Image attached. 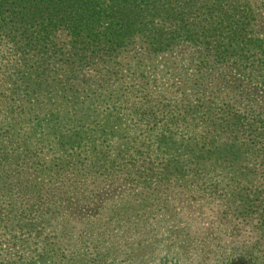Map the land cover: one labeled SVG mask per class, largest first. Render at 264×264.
Returning a JSON list of instances; mask_svg holds the SVG:
<instances>
[{"label": "trees", "instance_id": "trees-1", "mask_svg": "<svg viewBox=\"0 0 264 264\" xmlns=\"http://www.w3.org/2000/svg\"><path fill=\"white\" fill-rule=\"evenodd\" d=\"M260 15L264 0H0V242L34 244L35 264H264V116L219 82L226 65L264 84ZM115 181L141 216L107 200ZM62 190L95 216H70Z\"/></svg>", "mask_w": 264, "mask_h": 264}, {"label": "rangeland", "instance_id": "rangeland-1", "mask_svg": "<svg viewBox=\"0 0 264 264\" xmlns=\"http://www.w3.org/2000/svg\"><path fill=\"white\" fill-rule=\"evenodd\" d=\"M253 37L255 39H264V15H260L257 17L256 22L254 23L253 27ZM191 47L184 46L181 48H178L177 51H175V54H187L191 51ZM254 53H257L256 51L250 49L249 54L250 56ZM221 75H219V82L220 85L226 86L233 91L234 96L231 94L230 97H236L240 96L241 98L247 100L249 103L247 105L246 110H249L251 113H255L250 110L259 111L264 116V84L262 85H255L251 82H249L245 77H243L240 73L237 72V70L233 67H229L226 65H223L220 67ZM231 98V105H234L237 103L236 100ZM251 116H254L253 114H249ZM217 173V172H216ZM133 188L132 185L127 184V181H122L119 184L115 181L113 184L108 185L106 187L105 196L108 198L107 200H111L117 203L118 200H132L130 205L133 207V212L137 216H141L143 210L140 209L139 202H136L134 200V197L131 196V193L128 194L129 197L123 198L124 191L126 189ZM60 194L63 195V201L64 204L69 205L68 210L71 213L70 216L74 217L75 219H80L83 217H92L95 216L97 213V209L99 208L98 205H94L91 208H80L77 206L74 202L70 201V197H68L65 194V190L61 191ZM102 201V199H101ZM101 206V203H98ZM154 214L144 215L143 218L148 219L152 217ZM159 215V214H158ZM167 244V243H166ZM38 250L36 249L35 245L31 244H22V242H16V241H2L0 242V257L5 255L7 261L16 263V262H22V259H31V262L35 264V257H32L31 255L37 253ZM119 254L121 252H118ZM2 255V256H1ZM1 259V258H0Z\"/></svg>", "mask_w": 264, "mask_h": 264}]
</instances>
